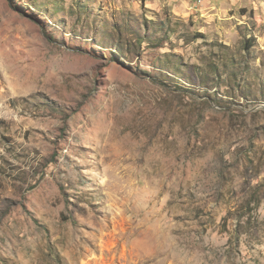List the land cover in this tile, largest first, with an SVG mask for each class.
I'll return each instance as SVG.
<instances>
[{
	"label": "rangeland",
	"instance_id": "374dc122",
	"mask_svg": "<svg viewBox=\"0 0 264 264\" xmlns=\"http://www.w3.org/2000/svg\"><path fill=\"white\" fill-rule=\"evenodd\" d=\"M0 264H264V0H0Z\"/></svg>",
	"mask_w": 264,
	"mask_h": 264
}]
</instances>
